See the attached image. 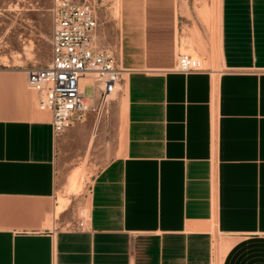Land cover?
<instances>
[{
    "label": "crops",
    "instance_id": "0c3cea01",
    "mask_svg": "<svg viewBox=\"0 0 264 264\" xmlns=\"http://www.w3.org/2000/svg\"><path fill=\"white\" fill-rule=\"evenodd\" d=\"M118 6L116 37L98 11L95 41L124 68L125 138L84 229L71 203L57 212L82 118L55 135L27 67L0 64V264H214L217 247L221 264H264V0ZM192 52L207 69L176 71Z\"/></svg>",
    "mask_w": 264,
    "mask_h": 264
},
{
    "label": "rangeland",
    "instance_id": "374dc122",
    "mask_svg": "<svg viewBox=\"0 0 264 264\" xmlns=\"http://www.w3.org/2000/svg\"><path fill=\"white\" fill-rule=\"evenodd\" d=\"M91 1L108 18L109 35L116 37L115 22L120 0ZM51 3L52 0H0V64L39 67L47 63L51 49ZM192 55L198 56L195 52ZM85 94H94L91 82L85 84ZM77 125L79 129L57 159L58 204L62 199L67 205L71 203L69 219L72 221H78L81 212L87 216V198L95 175L120 152L124 144L123 87L119 85L114 99L99 119L95 113L88 112L81 121H77ZM80 169L84 171L82 186L77 192H71L69 184L65 183L67 180L69 182L75 170ZM222 255L223 250L217 247L214 264H221Z\"/></svg>",
    "mask_w": 264,
    "mask_h": 264
},
{
    "label": "built area",
    "instance_id": "2783aa9c",
    "mask_svg": "<svg viewBox=\"0 0 264 264\" xmlns=\"http://www.w3.org/2000/svg\"><path fill=\"white\" fill-rule=\"evenodd\" d=\"M50 11V58L43 66L26 68L27 85L37 92L38 108L50 113L54 133L60 135L88 112L102 116L118 92L124 68L113 51L95 41L98 9L91 0H52ZM206 69L202 58L179 54L176 71ZM85 79L94 87L91 96L85 94ZM87 222L81 212L77 227L84 229Z\"/></svg>",
    "mask_w": 264,
    "mask_h": 264
},
{
    "label": "bare ground",
    "instance_id": "6f19581e",
    "mask_svg": "<svg viewBox=\"0 0 264 264\" xmlns=\"http://www.w3.org/2000/svg\"><path fill=\"white\" fill-rule=\"evenodd\" d=\"M208 8V7H207ZM84 81H86V80H84ZM80 179V178H79ZM69 180H71V179H69ZM80 184H81V180H78V176H75L73 179H72V186H71V190H77V189H79V186H80ZM66 206V201H65V199H62L61 200V204L60 205H58V207H57V212H59V211H61L64 207ZM50 223V222H49ZM217 249V248H216Z\"/></svg>",
    "mask_w": 264,
    "mask_h": 264
}]
</instances>
